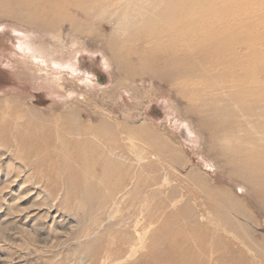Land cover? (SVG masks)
Wrapping results in <instances>:
<instances>
[{
	"label": "bare ground",
	"instance_id": "1",
	"mask_svg": "<svg viewBox=\"0 0 264 264\" xmlns=\"http://www.w3.org/2000/svg\"><path fill=\"white\" fill-rule=\"evenodd\" d=\"M2 19L27 25L62 48L66 43L61 28L67 20L73 41L95 42L102 37L101 47L122 79L148 74L173 84L186 96L187 110L199 112V126L211 125V149L230 183L243 184L256 206L264 203V51L260 49L264 47V0H0ZM37 53L33 56L37 60L45 57L48 64L62 65L52 61L51 54ZM14 99L0 100L4 112L0 117L12 118L16 125ZM66 124H61L68 130L65 139L58 133L48 135L57 144L45 143L39 133L30 138L20 135L18 140L43 141V149L28 150L26 157L51 159V167L58 172L63 171L60 161H68L66 154L62 158L64 151L71 145L86 148L84 154L71 151L79 166L75 171L77 165L70 162L71 169L63 174L69 187L85 185L86 202L97 201L87 214L92 221H86L85 212L79 217L85 232L106 228L93 238V249L88 252L95 256L91 264L104 260L105 264H241L221 229L202 222L180 203V188L187 189L184 180L190 178L182 174L188 161L176 165L181 155L171 143L157 139L156 155L169 160L160 166L147 148L144 151L150 131L118 130L105 121L94 126L79 118L73 126ZM171 167L183 178H175L172 171L161 173ZM192 176L226 211L240 213L227 192L197 174ZM103 181L106 193L101 190ZM50 186L55 191L59 182ZM94 212L99 216L90 218ZM218 212L222 220L224 214L221 209ZM228 223L239 226L233 220Z\"/></svg>",
	"mask_w": 264,
	"mask_h": 264
},
{
	"label": "rangeland",
	"instance_id": "2",
	"mask_svg": "<svg viewBox=\"0 0 264 264\" xmlns=\"http://www.w3.org/2000/svg\"><path fill=\"white\" fill-rule=\"evenodd\" d=\"M70 25L67 20L63 22L61 33L66 48H62L27 25L0 20V100L15 98L18 118L15 125L12 118L2 120L0 117V264H91L90 260L95 259L88 252L106 228L98 230L99 226L85 232L79 217L85 212L88 221L90 205L95 207L97 201L86 202L85 185L78 183L69 187L67 175L63 174L65 169H71L70 162L77 165L73 166L75 171L79 166L75 157L72 160L75 153L71 151L76 149L84 154L86 148L81 150L71 145L65 153L61 151L64 155L59 152L62 158L66 154V161L71 160L66 164L60 161L62 173L51 167V159L49 163L26 157L28 150L38 152L45 143H53L52 139H47L48 135L58 133L62 139L68 137V130L61 124L73 126L78 118L94 126L105 121L118 130L150 131L151 135L144 137L148 141L144 151L147 148V152L152 153L149 156L160 166L168 165L169 160L156 155L155 149L160 146L157 139L171 143L181 155H177L176 165L182 166L184 160L188 161L182 174L190 176L184 180L190 189L180 188V203L202 222L221 229L219 232L229 240L241 264H264V203L256 206L251 192L243 184L230 183L227 171L211 149L212 139L208 133L211 125L199 126L196 115L199 112L187 110L186 96L178 93L173 84L150 78L148 74L133 80L122 79L101 47L102 37L95 42L87 38L73 41L68 35ZM261 48L264 51V47ZM38 51L51 54L52 61L62 65L48 64L44 62L45 57L35 59L33 56L38 55ZM38 133L45 143L18 140L20 135L30 138L37 137ZM120 141L129 144L127 140ZM29 143L34 146L31 148ZM169 171L175 178H183L173 167L161 173L170 175ZM192 174L227 192L226 195L238 203L240 213L226 211L224 204L210 198V194L196 184ZM56 180L59 187L54 191L50 185ZM102 183L101 190L106 193V185ZM214 206H217L215 210ZM220 209L224 214L222 220ZM94 214L90 218L99 216ZM231 220L239 226H228ZM105 263L104 260L100 264Z\"/></svg>",
	"mask_w": 264,
	"mask_h": 264
}]
</instances>
